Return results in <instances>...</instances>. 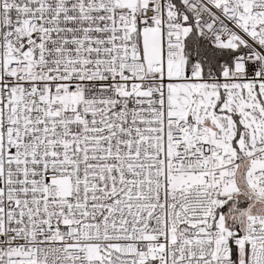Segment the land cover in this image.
<instances>
[{
	"label": "snow or ice",
	"instance_id": "6c2138e0",
	"mask_svg": "<svg viewBox=\"0 0 264 264\" xmlns=\"http://www.w3.org/2000/svg\"><path fill=\"white\" fill-rule=\"evenodd\" d=\"M0 264H264V0H0Z\"/></svg>",
	"mask_w": 264,
	"mask_h": 264
}]
</instances>
